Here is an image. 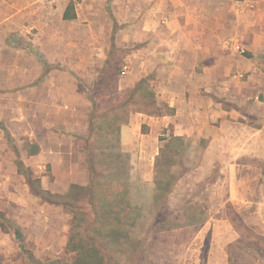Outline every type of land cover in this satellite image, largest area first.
Instances as JSON below:
<instances>
[{"label":"rangeland","instance_id":"1","mask_svg":"<svg viewBox=\"0 0 264 264\" xmlns=\"http://www.w3.org/2000/svg\"><path fill=\"white\" fill-rule=\"evenodd\" d=\"M25 1L0 11L7 31L5 40L0 32V238L19 243L28 264H264V229H252L229 199L222 165L205 163L206 138L166 130L139 135L147 147L156 142L154 157L151 150H125L120 131L139 111H167L156 85L170 72L152 59L144 68L139 50L148 41H139L141 26L127 28L140 20L145 31L176 28L177 19L164 22L160 7L188 4V29L223 36L229 54L219 49L209 70L197 69L215 82V100L228 101L220 82L226 78L252 97L255 82L264 101V0ZM65 8L76 17L65 19ZM13 10L20 15L7 19ZM254 66L259 80L250 77ZM55 113H70L77 126L70 128V160L79 171L80 163L88 166L87 186L65 183L66 166L61 158L47 160L50 149L31 157L53 139L48 125ZM83 113L87 133L80 130ZM240 187L253 188L249 195L259 190L264 202V181ZM253 203L245 201V211L257 210Z\"/></svg>","mask_w":264,"mask_h":264},{"label":"crops","instance_id":"2","mask_svg":"<svg viewBox=\"0 0 264 264\" xmlns=\"http://www.w3.org/2000/svg\"><path fill=\"white\" fill-rule=\"evenodd\" d=\"M44 1L28 0L25 2L30 7H34ZM11 2L12 0H0V11L12 5ZM12 6H15V2ZM160 6L162 5L158 3L156 8L154 4L149 12L156 11ZM161 9L160 7L159 10L165 13L163 15L164 22L171 23L175 18L177 19L176 28L169 27L155 30V32L145 31L143 20L127 28L131 27V30H134L141 26V32L138 34H141L139 41H148L143 43L139 50L144 55L142 57L144 68L148 69L150 59H152L154 65L157 64L162 71L170 72V76L165 75L162 80H158L156 85L157 100L159 103L165 102L163 105L166 104L167 111L156 113L139 111L133 114V117L124 122L120 128L123 147L130 152L140 149L142 153H147L148 150H151L154 151V157H156L160 154L158 145L156 148V142L147 147L144 140L142 144L138 142L139 135L144 139L155 138L157 133L160 134L166 130L167 134L171 133L175 137L195 140L206 138L205 146L201 150L202 156L206 160L205 163L212 166L222 165L223 177L221 180L230 183L229 199L235 198L234 202L238 204L243 216L246 217L244 219L247 221L251 219L252 229L262 230L264 229V202L258 200L261 195L256 192L259 190L253 195H249L253 192V188L252 191H249L243 188L245 185L240 187L244 183H248L249 187H255V183L264 181V101H261L259 96V92L262 90L259 85L253 82L254 87L252 85V88L250 87L253 97L247 96L244 90L241 91L240 83L237 85L240 87L235 89L233 83L235 80L223 78L220 82L226 85L228 101L215 100L209 92V87L215 82L207 74H198L197 69L209 70L207 63L213 60V55L218 53L219 49L221 52L229 54L230 51L227 49L228 46L224 45L223 36L215 31L197 32L188 29V22L193 16L188 4L181 3L180 7L165 8V11ZM19 12L20 10L17 12L13 10L8 14L7 19L20 15ZM0 14V32L5 40L6 18H3L1 12ZM161 17L162 15L159 14V18ZM199 59L204 63L203 65L198 63ZM223 61L227 62V59H223ZM223 61L222 67L225 66ZM174 69L177 72L175 76L171 75ZM251 70L250 77L259 80L254 72L258 73V67L254 66ZM232 85L234 86L231 88ZM233 92L235 93L233 94ZM83 116L86 123L80 130L82 133H87L88 113H83ZM69 117L70 113H55V118H51L48 125V129L54 127L55 130L52 132L55 137L53 136L48 144L40 142L39 151L36 154H31V157L42 156L46 148L50 149L52 154L45 155L47 160L53 165L52 159L61 158L62 164L66 166L64 168L66 173L62 177L63 180L66 179L65 183L69 185L72 182L84 187L89 184L90 172L86 163H80L83 164V170L79 171L70 160L71 150L68 144L72 126ZM144 124L148 126L146 132H142ZM72 128L76 129L77 126ZM141 164L142 161H139L138 165ZM147 179L151 180L152 177L149 176ZM250 196L257 198L252 200ZM245 201L254 202L253 205L257 210L252 213L245 211ZM225 224L235 232V228L230 222ZM238 236L239 234L235 232L233 238L238 239ZM0 264H28L22 255L19 243L10 240V238H0Z\"/></svg>","mask_w":264,"mask_h":264},{"label":"trees","instance_id":"3","mask_svg":"<svg viewBox=\"0 0 264 264\" xmlns=\"http://www.w3.org/2000/svg\"><path fill=\"white\" fill-rule=\"evenodd\" d=\"M66 13H67V9L65 10V12H64V16H63L65 19H74V18L76 17L75 14H73V16L69 17ZM80 187H81V186H80ZM80 261L82 262V259H79V261L77 260V263H78V262L80 263Z\"/></svg>","mask_w":264,"mask_h":264},{"label":"built area","instance_id":"4","mask_svg":"<svg viewBox=\"0 0 264 264\" xmlns=\"http://www.w3.org/2000/svg\"><path fill=\"white\" fill-rule=\"evenodd\" d=\"M235 48L237 51H239L240 53L245 52V48L241 47L239 44L235 45ZM124 72L126 73V70H124Z\"/></svg>","mask_w":264,"mask_h":264}]
</instances>
